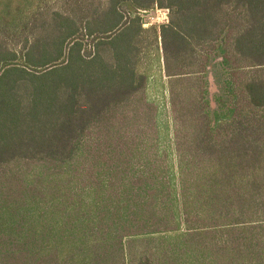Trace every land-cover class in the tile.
Instances as JSON below:
<instances>
[{
	"label": "trees",
	"instance_id": "1",
	"mask_svg": "<svg viewBox=\"0 0 264 264\" xmlns=\"http://www.w3.org/2000/svg\"><path fill=\"white\" fill-rule=\"evenodd\" d=\"M59 1L0 0V264H264V0ZM121 8L168 22L146 38ZM158 39L174 121L197 126L177 185L142 157ZM209 68L215 118L186 95Z\"/></svg>",
	"mask_w": 264,
	"mask_h": 264
},
{
	"label": "rangeland",
	"instance_id": "2",
	"mask_svg": "<svg viewBox=\"0 0 264 264\" xmlns=\"http://www.w3.org/2000/svg\"><path fill=\"white\" fill-rule=\"evenodd\" d=\"M55 1L56 0H20V3L17 5L18 7H20V11L30 13L35 11L39 6L55 5L57 7H60L62 4L61 1ZM118 11L119 15L122 16V20L119 19L118 21V29L124 28L130 22L131 24L134 22L135 26H139V23L141 26L140 30H143L140 32L142 36H145L146 38L151 36L152 31H149L151 26H156L157 32L159 34V26L168 22V10L166 9L154 8L150 10H139L131 14L125 8H121ZM4 13H6V11ZM161 45V40L158 39L159 50L157 52H151L150 56H148L149 54L145 52L146 58L143 59L144 62L141 68V71L146 73L148 76L145 94L147 100L152 103L156 109L155 120L157 127L156 135H152V133H150V137L148 138V142L152 143H154L157 139L154 151L149 148L147 153L142 155V157L147 156L148 158L156 160L158 164H162L164 169H162L160 173L167 175L168 178L170 177L172 181L177 185L176 159L178 148L176 143L187 142L191 141V139H194L195 136L193 131H195L197 126L195 122H192L191 120L189 122H186V125H177V123H175L174 121L170 95V86L172 84H170L171 79L166 75V71L164 68ZM193 70L194 69H192V67H188L184 68L183 71L191 72ZM202 77H204V79H202V82L201 80L198 81V86L193 88V90H191L192 88L190 90L187 89L186 95H195V93L197 94V92H199V95L197 97L202 100V97L204 96V100L209 102L211 116L212 118H215V116L217 117V114H219L218 112L215 115V110L217 111V109L220 108L221 101L219 99H221V86L223 85V81L225 80V74L218 68H209L207 74ZM176 88L180 89L181 85L178 84ZM203 90H205V92ZM222 100L224 101V99ZM224 102L225 104H228L226 100ZM219 116L221 115L219 114ZM132 140L134 139H131V141ZM117 155L120 156L119 154ZM134 156H138V154H135ZM135 158L138 159V157ZM124 241L127 242L128 238H124Z\"/></svg>",
	"mask_w": 264,
	"mask_h": 264
}]
</instances>
